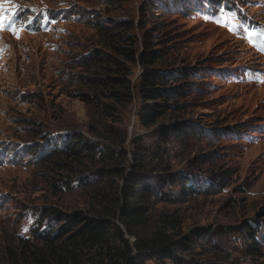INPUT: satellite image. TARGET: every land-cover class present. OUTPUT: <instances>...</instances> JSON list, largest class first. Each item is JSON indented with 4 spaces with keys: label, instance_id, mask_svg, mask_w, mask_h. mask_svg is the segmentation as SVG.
Returning <instances> with one entry per match:
<instances>
[{
    "label": "rangeland",
    "instance_id": "rangeland-1",
    "mask_svg": "<svg viewBox=\"0 0 264 264\" xmlns=\"http://www.w3.org/2000/svg\"><path fill=\"white\" fill-rule=\"evenodd\" d=\"M0 8V264L19 238L32 239L38 228L57 224L40 220L44 212L91 209V190L66 172L43 167L39 150L32 151L71 132L108 146L87 133L93 111L76 98L71 78L85 71L79 58L106 50L103 30L123 22L147 23L161 33L168 62L188 71L190 86L177 117L205 135H170L162 144L153 129L138 124V100L125 113L128 139L139 137L153 150L161 146L177 180L169 187L172 178L163 176L164 191L179 197L156 204L154 214L180 216L182 233L193 241L194 230L209 232L211 241L184 256L186 264H264L245 253L239 237L244 223L257 228L264 253V55L248 44L250 27L264 25V0H0ZM139 73L134 67L132 81ZM38 132L47 140L34 139ZM184 184L192 189L189 196Z\"/></svg>",
    "mask_w": 264,
    "mask_h": 264
},
{
    "label": "trees",
    "instance_id": "trees-1",
    "mask_svg": "<svg viewBox=\"0 0 264 264\" xmlns=\"http://www.w3.org/2000/svg\"><path fill=\"white\" fill-rule=\"evenodd\" d=\"M146 26L123 22L115 29H104L106 50L79 58L78 67L85 71L71 78L79 88L76 98L93 111L87 133L108 146L100 147L71 132L51 146L38 143L40 148L32 151L39 150L37 161L43 167L66 172L80 188L91 190V209L86 214L44 212L40 220L52 218L57 224L38 228L32 239L19 238L14 249H6L5 264H186L184 256L195 255L196 247L211 241L204 229L194 230L195 241L183 234L178 215L154 214L156 204L174 203L179 197L164 191L168 183L164 175L172 178L169 187L177 183L170 156L161 146L146 147L139 137L129 140L123 125L125 113L138 100V124L153 129L162 144L169 143L170 135L205 138L198 125L177 117L184 110L190 86L188 71L174 70L177 62H168L165 39ZM136 66L140 73L134 82ZM174 115L169 123L159 124ZM33 136L47 140L40 132ZM193 161L186 164L197 163ZM88 163L96 167L90 170ZM144 177L154 183L145 182ZM71 180L61 181L70 187ZM186 185L182 190L189 196L192 189ZM256 234L257 228L248 223L239 230L245 253L264 260Z\"/></svg>",
    "mask_w": 264,
    "mask_h": 264
},
{
    "label": "snow or ice",
    "instance_id": "snow-or-ice-1",
    "mask_svg": "<svg viewBox=\"0 0 264 264\" xmlns=\"http://www.w3.org/2000/svg\"><path fill=\"white\" fill-rule=\"evenodd\" d=\"M0 12H3V9L2 8H0ZM3 27H4L3 23L0 22V29H2ZM9 30H11V29H9ZM13 34L15 35L16 33L13 32Z\"/></svg>",
    "mask_w": 264,
    "mask_h": 264
}]
</instances>
